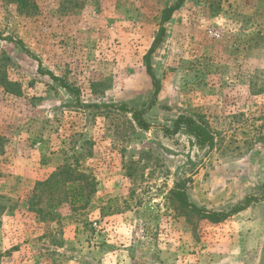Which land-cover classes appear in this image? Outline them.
<instances>
[{
  "label": "rangeland",
  "instance_id": "rangeland-1",
  "mask_svg": "<svg viewBox=\"0 0 264 264\" xmlns=\"http://www.w3.org/2000/svg\"><path fill=\"white\" fill-rule=\"evenodd\" d=\"M174 1L0 0V264H264V200L212 223L170 196L187 176L209 209L262 194L264 0L172 13L143 128ZM181 114L213 150L161 130Z\"/></svg>",
  "mask_w": 264,
  "mask_h": 264
},
{
  "label": "trees",
  "instance_id": "trees-1",
  "mask_svg": "<svg viewBox=\"0 0 264 264\" xmlns=\"http://www.w3.org/2000/svg\"><path fill=\"white\" fill-rule=\"evenodd\" d=\"M185 0H175L173 3L165 6L162 9L161 13V19L160 24L158 27V31L152 41V44L150 48L148 49L147 53L144 56L145 65H146V72L150 76L152 84H153V93H152V99L146 109L142 111H135L134 117L137 121V123L143 127L148 128V124L144 122L142 118V114L149 109L155 102L157 95L160 91V82L158 78L154 75L150 57L152 53L156 50V48L160 45V43L163 41L166 30H165V23L169 21L171 18V15L174 11H176ZM8 41H11L14 43V45L22 49L23 46L21 44V41L19 40H13L11 37H7ZM24 52L25 49H23ZM51 78L55 81H59L64 88L69 90L71 92V87L65 83L60 77H57L53 75L52 73H49ZM184 129V131L193 137L195 140L196 145L203 149L207 148L208 151L213 150L215 147V136L214 134L208 129L207 125L201 122H197L193 117L189 115H179L173 122L171 127H161V130L166 135H174L179 130ZM191 181V177H184L181 181L177 182L175 186L170 189V196L173 199V201L177 204L178 207L185 210L188 214L196 215L199 218L206 219L209 222L217 223L220 221L225 220L226 218L248 208L251 204L257 203L264 200V183L261 185V188L259 190L261 191V195L257 194H249L247 195L244 200L241 203H238L236 205H233L229 209H209L206 207L198 206L191 200H189L188 193H187V184Z\"/></svg>",
  "mask_w": 264,
  "mask_h": 264
},
{
  "label": "built area",
  "instance_id": "built-area-1",
  "mask_svg": "<svg viewBox=\"0 0 264 264\" xmlns=\"http://www.w3.org/2000/svg\"><path fill=\"white\" fill-rule=\"evenodd\" d=\"M96 223H94V225H95Z\"/></svg>",
  "mask_w": 264,
  "mask_h": 264
}]
</instances>
